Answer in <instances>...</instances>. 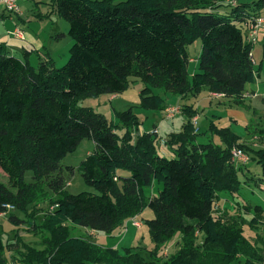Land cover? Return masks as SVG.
Segmentation results:
<instances>
[{
    "label": "trees",
    "instance_id": "16d2710c",
    "mask_svg": "<svg viewBox=\"0 0 264 264\" xmlns=\"http://www.w3.org/2000/svg\"><path fill=\"white\" fill-rule=\"evenodd\" d=\"M228 1L50 0L69 24L73 42L60 69L51 59L36 69L28 57L32 52L19 59L0 44V168L8 178L7 184L0 182V215L8 206L28 214L44 187L58 197L39 226L47 233L46 249H19V241L16 249L0 234V264H8L6 252L13 249L22 264H206L210 258L232 264L245 238L234 226L212 229L215 203L220 193L237 194L243 185L231 163L232 149L253 156L261 174L252 181L259 188L264 150L250 153L231 127L210 123L198 133L193 120L200 112L185 105L181 130L165 141L172 153L166 157L156 129L139 133L142 122L132 108L114 110L115 123L79 107L88 98L122 95L135 79L144 85L140 105L148 111L167 109L154 89L184 99L207 89L250 111L243 94L258 79L264 87V54L256 66L241 25L260 18L264 0H237L235 6L225 5ZM198 40V72L190 77L187 47ZM202 134L218 143H199ZM84 140L92 141L94 150L78 170L95 193L73 195L65 188L63 171L74 169L61 163ZM27 172L33 175L30 183ZM156 184L162 186L159 194L146 197L145 190ZM146 208L154 215L144 222L154 245L148 260L131 248L123 255L112 248L99 254L71 233L75 226L110 236ZM10 219L18 223L15 216ZM198 234L205 236L202 245H196ZM178 235L179 251L162 261L159 247ZM218 246L223 249L216 251Z\"/></svg>",
    "mask_w": 264,
    "mask_h": 264
},
{
    "label": "rangeland",
    "instance_id": "374dc122",
    "mask_svg": "<svg viewBox=\"0 0 264 264\" xmlns=\"http://www.w3.org/2000/svg\"><path fill=\"white\" fill-rule=\"evenodd\" d=\"M37 2L35 5L38 6L36 12L30 14V4L29 2H22L20 4L21 13L26 14V18L29 20L26 21L23 27L30 28L33 33H35L36 38L34 39L35 50L38 52L33 55L31 58V64L37 69L39 63L46 62L48 59H51L54 63V66L57 69L65 66L69 60V51L73 44L71 38L68 35L69 24L59 17L56 12L53 10L52 5L50 6V0H31V2ZM257 0H239L241 4L251 3ZM46 3L49 8H46ZM225 5L228 2L224 3ZM40 14L39 18H36V14ZM47 12H49L47 14ZM22 13V14H23ZM46 14V15H45ZM259 15L264 18V9L260 11ZM13 18L17 20V17L13 15ZM27 26V27H26ZM253 26V28H252ZM244 34L247 37L249 43L253 45V56L254 60L258 64L261 60V57L264 53V19L263 23H254V24H242L241 25ZM14 23L10 19H6L5 25L0 26L1 32L7 29L13 30ZM202 51L201 40L196 41L192 45L187 47V52L189 55L190 65H189V74L190 77L198 72V58ZM41 56V58L38 56ZM257 66V65H256ZM258 79L255 82L254 89L257 92L253 91V88H249L243 94V105L251 108L250 111L239 107L236 103V100H223L224 97H218V105L232 108V114L236 116V121L233 117L231 119L227 112L220 114L221 121L217 119V122L222 123V127H219L214 123L218 128L231 127L228 126L230 122L235 124L233 131L240 137V142L245 145V147L250 151L264 150V87L263 83ZM135 81V83H134ZM144 88L143 83L139 80L132 79L128 91L122 95H117L116 97H111V95H103L98 98H88L82 100L79 103V107L92 108L95 112L103 114L109 120L117 123V120L114 117V110L119 112L127 111L129 108H132L133 112L142 122V130L145 132H152L153 124L159 125L160 129L157 136L163 144V148L167 147L166 153L164 156L171 157L172 153L170 148L165 143L166 139L172 133H177L181 130L182 124L184 123L183 108L184 100L180 96H174L172 94H167L162 90L154 89V94L163 96L166 99L167 108L175 109V114L173 117L169 118V112H157V111H148L141 107L139 93ZM262 91V92H261ZM156 92V93H155ZM207 89L203 90V93L200 94V101H194L198 96L189 95L188 101H194L197 106H200V114L202 116L197 121L195 127L198 133H205L207 131V124L203 126V121L205 116H208L210 109H205L208 106V100L204 99L209 94ZM257 93V94H256ZM212 94V93H211ZM212 97V95H211ZM186 99V98H185ZM204 99V100H203ZM223 100V101H221ZM219 106V107H220ZM220 107V110H225V108ZM178 111V112H177ZM232 120V121H230ZM219 124V123H218ZM218 143L217 139H214L210 134H202L199 138V143L207 144L209 142ZM238 149L234 147L231 151V163L238 170L239 177L243 183L242 188L237 194H230L227 192L220 193L218 199L216 200L214 211H213V221L212 229H215V224L219 225L220 228L227 226H234L238 229L244 239L235 255V260L232 264H264V190L255 185V181H252L254 177L258 178L259 172H261L260 167L253 159L252 155H248L246 152H243L248 158L247 163L238 161L237 163L233 161V151ZM94 150V143L90 140H84L80 143L77 150L73 154H69L63 161L62 166L73 167L74 171L69 172L66 168L63 171L65 188L70 194L76 195L83 192L95 193L93 189L88 187L81 176L80 171L78 170L81 162L86 159V157L91 154ZM249 153V152H248ZM32 173L27 172L25 174V181L27 183L32 182ZM0 182L8 183V178L6 174L0 168ZM162 190V186L155 185L152 189H146L145 195L148 198L157 196ZM40 196L34 200L33 204L30 207L28 214H23L16 209H10L5 214L0 215V234L3 238V241L10 247L18 248L17 242L20 243V248L30 247L38 251H43L46 249L44 244V237L47 233L41 232L39 229L40 224L43 222V219L49 211H52L53 204L52 202L56 201L58 197L50 192L47 188L44 187L39 194ZM259 207L261 211L255 209ZM34 214L37 215L33 219ZM10 216H15L18 223L14 224ZM153 212L146 208L144 212L135 219H131L130 222H126L119 229H117L112 235H106L104 232H94L92 230L71 226V233L73 236L84 239L92 247L93 250H96L97 253L102 254L106 248H112L118 250L122 255L124 254L125 249H130L132 251L140 252L147 260L149 255H152L154 245L151 241L149 229L144 224L145 220L153 219ZM255 220V224L251 225V222ZM28 222H34L36 228L31 227ZM136 222L139 223V227L136 226ZM196 245L203 244V238L205 237L202 234L197 235ZM19 246V245H18ZM181 247V235H178L174 240L166 242L159 247L158 257L162 261H167L175 253L179 251ZM216 251L222 250L221 246L215 248ZM14 249L8 250L6 252V258L8 264H22L21 257L16 253ZM215 252L210 253L214 255ZM206 264H221L220 259L211 260L208 259Z\"/></svg>",
    "mask_w": 264,
    "mask_h": 264
},
{
    "label": "crops",
    "instance_id": "0c3cea01",
    "mask_svg": "<svg viewBox=\"0 0 264 264\" xmlns=\"http://www.w3.org/2000/svg\"><path fill=\"white\" fill-rule=\"evenodd\" d=\"M22 2H29V4H30V14L31 15H33L32 14L33 11L36 12V10L38 9V6L35 5L37 2H35V1L31 2V0H19L18 1L19 7H20V4ZM46 8L49 11L47 3H46ZM48 13L49 12H47V14ZM40 15H43V14H40L38 12V14H36L35 16H36V18H39ZM14 16L17 17V20L15 18H13L12 14H9V13L5 12L3 9L0 10V26H2V25L4 26L5 25L6 19H10V21L14 23L13 30L7 29L6 32H5V30L2 31V32L0 30V44H4L7 47V50L9 51V53L12 56H15V57H17L19 59H23L24 52L25 53H29V54L31 52H33V55L35 54V51H36V53L38 52L37 50H35V45H34V39L36 38V35H35V33H33V31L30 28L23 27L24 24L26 23V21L29 22V20L26 18V14L23 13L21 16H16V15H14ZM260 18H262V17L260 16ZM17 29L22 32V37H18V36H16L14 34V31L17 30ZM33 55H31V56L28 55L29 60H31ZM38 56L41 58V56L39 54H38ZM134 83H135V81H134ZM254 85L255 84L246 86V91L250 90L249 88L252 87L253 91L257 92L254 89V87H255ZM208 93L209 94L206 96V98H204V99L208 100V106H206V108H204L203 110H205L207 108L210 109V110H208V112H209L208 116H205V118H204L203 126L205 124H207V126H209L210 123L214 122L219 127H222L221 125H223V124L220 123V122H217V119L221 121L220 114H223L224 112H227L229 115H231L229 119H231L233 117L234 118L233 120L236 121V119H235L236 116L234 117V115L232 114V112H233L232 108L218 105L217 102H218L219 99H217V98L220 97V96L211 94L210 92H208ZM203 94H207V93H203ZM211 95H212V97H211ZM261 95H264V93H261ZM116 96L117 95H113L111 97H116ZM161 97L165 100V102H167L166 99L163 96H161ZM200 97H201V95L198 98H196V100H194V101H197V102L200 101ZM189 98L188 97L186 99L182 98V100H184V101H182V102H184L183 104L184 105L193 106L194 109H197L198 111H200L199 109H200V107H201L200 105L202 103L198 104L199 106L196 107L197 103L195 104L194 101H188ZM223 100H229V99L224 98ZM223 100H221V101H223ZM166 105H167V103H166ZM219 106L222 107V108L224 107L225 110H220ZM167 110H169V109L167 108L166 111ZM202 115H203L202 112H201V114L199 113V115L195 119H197V121H199V119L201 118ZM230 121H232V120H230ZM152 126H153V129L154 128L160 129L159 125H156L155 123ZM228 126H231L233 129H234V127H236V125L232 124L231 122H230V124ZM142 127L143 126L140 127V132L139 133L145 132L144 130H142ZM158 132H159V130H158ZM159 150H160L161 154L164 156V153H166L167 147L163 148V144L162 145L160 144ZM259 173L261 174V172H259ZM260 174H259V176H260ZM262 189L264 190V183L262 185ZM128 222H130V221H127V223Z\"/></svg>",
    "mask_w": 264,
    "mask_h": 264
},
{
    "label": "built area",
    "instance_id": "2783aa9c",
    "mask_svg": "<svg viewBox=\"0 0 264 264\" xmlns=\"http://www.w3.org/2000/svg\"><path fill=\"white\" fill-rule=\"evenodd\" d=\"M18 1L19 0H0V10L3 9L5 12H7L9 14L16 15V16H21L22 13H21L20 7L18 5ZM236 4H237V0H229L227 5L235 6ZM256 23L262 24L263 23V19H261V18L257 19L255 24ZM252 28H253V26H252ZM14 34L16 36H18V37H22V32L20 30H18V29L14 31ZM253 62H254L255 65H257V63H256V61L254 59H253ZM167 111L169 112V116H168L169 118L173 117L175 112H176L174 108L171 109V110L169 109ZM194 123H196V120L194 121ZM155 133L158 134V131H155ZM247 158L248 157L244 155L242 150L234 149V151H233V161L234 162L237 163L238 161H242L243 163H247L248 162ZM7 209L10 210V209H14V208L11 207V206H8ZM135 224H136L137 227L140 226L138 222H136Z\"/></svg>",
    "mask_w": 264,
    "mask_h": 264
}]
</instances>
